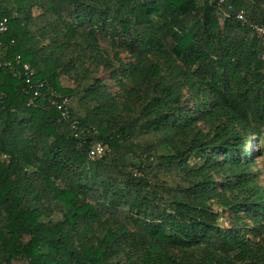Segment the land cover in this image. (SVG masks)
<instances>
[{
	"label": "trees",
	"instance_id": "1",
	"mask_svg": "<svg viewBox=\"0 0 264 264\" xmlns=\"http://www.w3.org/2000/svg\"><path fill=\"white\" fill-rule=\"evenodd\" d=\"M4 17L0 264H264V0H0Z\"/></svg>",
	"mask_w": 264,
	"mask_h": 264
},
{
	"label": "built area",
	"instance_id": "2",
	"mask_svg": "<svg viewBox=\"0 0 264 264\" xmlns=\"http://www.w3.org/2000/svg\"><path fill=\"white\" fill-rule=\"evenodd\" d=\"M239 19L245 21V19L243 18V16H239ZM9 21L6 17L4 18H0V55H1V50L4 46L3 44V36L9 31V25H8ZM255 29L257 30V33L260 35V34H263L264 33V28H258V27H255ZM3 51V50H2ZM3 57L0 56V68L2 67H13L12 66V62L9 61H4V60H1ZM16 63L17 64H21V57H17L16 58ZM23 65V69L24 71L26 72L27 74V83H31V78L34 74V71L33 69L31 68V66L29 64H22ZM35 96H40V92L38 90V92L35 93ZM68 107H69V103L68 101H65L63 102L62 104L59 105V109L62 110V115L64 117H67L68 114H69V111H68ZM105 152V149L103 146H98L95 150H93L90 155L92 158H95L97 156H101L103 153Z\"/></svg>",
	"mask_w": 264,
	"mask_h": 264
},
{
	"label": "rangeland",
	"instance_id": "3",
	"mask_svg": "<svg viewBox=\"0 0 264 264\" xmlns=\"http://www.w3.org/2000/svg\"><path fill=\"white\" fill-rule=\"evenodd\" d=\"M255 144H256V146H255ZM247 147H248L249 152H251L250 150H253L254 147L259 152V154L255 155L256 164L254 165V170L258 173L259 183L264 188V141H263V139L258 141V142H256V140H254V142L248 143ZM215 209L217 211H221V209L218 207H216ZM227 215H226V218H227ZM226 224L228 225L227 221H226Z\"/></svg>",
	"mask_w": 264,
	"mask_h": 264
}]
</instances>
